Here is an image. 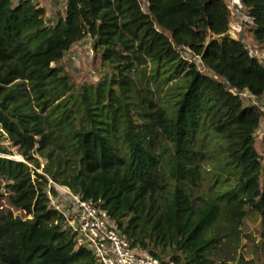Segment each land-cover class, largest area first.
I'll use <instances>...</instances> for the list:
<instances>
[{
	"label": "trees",
	"instance_id": "trees-1",
	"mask_svg": "<svg viewBox=\"0 0 264 264\" xmlns=\"http://www.w3.org/2000/svg\"><path fill=\"white\" fill-rule=\"evenodd\" d=\"M147 4L145 10L142 3ZM264 45V0H242ZM31 0H0V264H100L64 231L50 180L101 201L135 245L177 264H213L220 230L238 246L249 213L262 220L264 163L256 133L264 65L229 36L225 0H66L56 23ZM111 74L77 86L58 66L86 37ZM200 59L202 73L183 54ZM52 194L56 195L51 186Z\"/></svg>",
	"mask_w": 264,
	"mask_h": 264
},
{
	"label": "rangeland",
	"instance_id": "rangeland-1",
	"mask_svg": "<svg viewBox=\"0 0 264 264\" xmlns=\"http://www.w3.org/2000/svg\"><path fill=\"white\" fill-rule=\"evenodd\" d=\"M32 3L38 8L46 9V22L48 24L56 23L59 19V15L63 16L66 13V0H50L49 3L43 2L44 0H31ZM229 5L232 12V22L229 32V36L236 40H241L247 49L250 51L253 57L258 58L264 65V45L259 44L253 37V26L251 19L245 13L242 5V0H225ZM19 0H14L15 4H18ZM144 9H147V4L143 1ZM93 38L91 36L86 37L83 41L76 44L65 56V58L58 63L65 71L70 75L73 83L77 86L85 84H97L104 77L111 74V69L108 65L102 63L99 56L93 48ZM183 56L198 65L202 70V73L212 75L209 71H206L199 58L194 57L190 52H186ZM242 98L246 107L259 106L264 112V96L256 98L249 93L243 94ZM0 146L9 149L12 155L7 156L9 159H13L19 162L27 163L33 170V180L36 184L42 186L40 180L34 175L35 166H40L37 172L44 175L48 160L39 153L38 147L34 151V158L36 161L27 162L23 156L19 153V146H16L15 142L9 137V135L0 128ZM256 150L261 155L264 163V118L262 120L260 129L256 133ZM46 187L47 191H51V186L54 188L59 185L51 184ZM6 183H2V193L5 197L0 201V211L8 212L12 211L14 216H23L19 211L10 208L8 203V194L6 189ZM57 191V190H56ZM241 237L238 241V246L230 244L227 238L223 237V234L218 229L216 234L220 236V243L217 249L213 250L210 259L213 264H262L261 256V233H262V220L255 213H249L248 217L244 220L243 225L240 228Z\"/></svg>",
	"mask_w": 264,
	"mask_h": 264
},
{
	"label": "built area",
	"instance_id": "built-area-1",
	"mask_svg": "<svg viewBox=\"0 0 264 264\" xmlns=\"http://www.w3.org/2000/svg\"><path fill=\"white\" fill-rule=\"evenodd\" d=\"M55 191L56 195L52 190L47 194L51 208L64 218V231L74 234L77 246L89 250L100 264H177L135 245L111 219L101 201L86 200L60 185Z\"/></svg>",
	"mask_w": 264,
	"mask_h": 264
},
{
	"label": "crops",
	"instance_id": "crops-1",
	"mask_svg": "<svg viewBox=\"0 0 264 264\" xmlns=\"http://www.w3.org/2000/svg\"><path fill=\"white\" fill-rule=\"evenodd\" d=\"M48 1H50V0H44L43 2H45V3H49Z\"/></svg>",
	"mask_w": 264,
	"mask_h": 264
}]
</instances>
